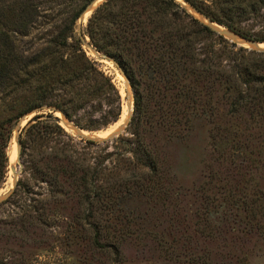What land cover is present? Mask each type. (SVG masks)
Returning a JSON list of instances; mask_svg holds the SVG:
<instances>
[{"label": "trees", "instance_id": "1", "mask_svg": "<svg viewBox=\"0 0 264 264\" xmlns=\"http://www.w3.org/2000/svg\"><path fill=\"white\" fill-rule=\"evenodd\" d=\"M94 1L0 0V190L8 179L14 130L29 114L60 111L92 132L121 118L119 89L88 57L76 33ZM184 1L211 22L264 43V0ZM82 36L117 64L132 87L133 116L126 136L113 142L125 148L103 155L108 142L77 139L51 113L40 115L20 134L30 178L20 179L0 202V244L49 245L45 237L58 227L69 247L87 243L110 264H122L124 245L133 235L123 203L134 196L171 197L155 185L164 176L158 158L162 141L180 138L197 118L208 122L215 149L231 129L240 135L264 131V52L231 42L177 0H107ZM223 116L234 122L222 121ZM122 157L123 163L114 160ZM259 192H243L234 206L242 210L238 224L262 235L264 192ZM207 209L200 215L205 222L215 217ZM227 218L221 211L216 219L228 223ZM227 227L231 231L199 232L211 239L225 235L233 252L240 229ZM184 246L176 240L165 246L166 258L177 261L183 251L191 252ZM0 251V264H9V250Z\"/></svg>", "mask_w": 264, "mask_h": 264}, {"label": "rangeland", "instance_id": "2", "mask_svg": "<svg viewBox=\"0 0 264 264\" xmlns=\"http://www.w3.org/2000/svg\"><path fill=\"white\" fill-rule=\"evenodd\" d=\"M179 1L190 13L204 22L202 16L181 0ZM91 14L80 22V19L78 20L76 33L82 38L83 48L88 57L95 61L115 82L122 95L123 115L129 102L132 108L134 93L128 79L117 64L110 58L100 61L97 52L91 46L89 37L82 36ZM33 35L37 36L35 32ZM261 46L264 47V43ZM51 111L54 110L45 109L41 111V115L51 113L54 117L58 116L59 119L56 118L59 124L63 125L64 127H62L77 139L89 138L94 141H105L106 144L108 142L109 148L103 155L117 150L122 151L125 148L122 143L113 142L120 136H126L127 122L131 117L132 110L124 123L120 124L121 126L116 122L100 131H87L93 135L78 134L75 128L77 126L72 122L75 127L69 123L67 117V120L61 118L60 111H56V114ZM30 117L23 118L14 130L8 148V179L0 190V198L7 199L15 190L13 187L16 178L12 173V168L19 170L17 164L18 142ZM222 121L230 122V124L234 122L232 118L226 116H223ZM124 125L127 126L121 131V127ZM113 128L115 129L110 132ZM117 130L121 131L119 135L103 140L109 138ZM230 132L225 134L223 141H217L215 149L208 122L197 118L192 122L189 131L181 135L180 138L169 143L165 141L160 143L158 158L164 176L155 185H158V188H161L163 192L167 191L171 197L164 200L161 199L162 196L156 195L153 199L148 196H134L123 203L122 213L130 216L133 235L124 245L122 264H196L197 262H204V264H264V233L260 235L255 232L253 227H247L241 223L239 225L242 210L236 205L234 206L235 202L237 205L240 204L237 203V198L243 192H264V131L251 130L241 135L234 133L232 129ZM106 144H103V147ZM125 158H130V155ZM114 160L123 163L124 157L114 158ZM109 161L110 159L107 160V163ZM204 173L214 175V179H211L212 181L205 179ZM29 174L27 159L24 158L19 180L29 179ZM121 174L124 173L121 172ZM227 195L230 196L224 200L223 198ZM205 198L208 200L205 201ZM208 202L212 205H207ZM207 207H209V211L215 213V217L212 219L209 217L207 219L210 221L205 222L200 215L204 214V210H208ZM221 211L227 212L228 223L225 221L220 223L219 218L216 219ZM227 224H232L235 229H240L238 238L234 240L236 250L233 252L231 239L227 237V240H224L225 235L220 238L218 234H215L218 237L211 239L204 237L199 232L205 227L207 232H210V229L216 231L217 228L220 231H231ZM64 235L63 230L56 227L49 231L45 237L49 239V245L35 247V244L32 243V245L20 247L17 244H0V249L9 250L7 256L5 255V261H8L9 264L11 262L15 264H110L105 255L89 251L86 248L87 243L69 247L70 245L68 246L64 240ZM227 236L231 235L227 234ZM175 240L181 247L185 245L184 248L186 246L191 248V252L183 251L185 255L179 260L169 261L164 252L165 246L174 244ZM207 254L208 256L205 257Z\"/></svg>", "mask_w": 264, "mask_h": 264}, {"label": "water", "instance_id": "3", "mask_svg": "<svg viewBox=\"0 0 264 264\" xmlns=\"http://www.w3.org/2000/svg\"><path fill=\"white\" fill-rule=\"evenodd\" d=\"M99 0H95L92 4H90L89 5V7L85 10V12L82 14V16H81V18H80V20H79V22L82 20V17H83V15H85L86 14V12H88L89 11V9L90 8H93L94 7V9H93V11L91 12L92 14H93V12L100 6V5H102L106 0H101V2L97 5V6H95L96 5V3L98 2ZM178 2H180L179 0H177ZM182 2H184L185 4H187L184 0H181ZM181 3V2H180ZM188 5V4H187ZM191 9H193L190 5H188ZM194 10V9H193ZM195 12H197L196 10H194ZM198 13V12H197ZM91 14V15H92ZM200 16H202L200 13H198ZM91 15H90V17H91ZM194 15V14H193ZM202 18L204 19V22L207 24V25H209L212 29H214L215 31H217L219 34H221L222 36H224L225 38H227V39H229V40H231L232 42H235V43H237V44H239L240 46H242V47H245V48H248V49H251V50H254V51H258V52H264V47H262L261 45L263 44V43H258V42H252V41H248V40H246V39H244V38H242V37H240V36H238L237 34H235V33H233L232 31H230V30H228L227 28H225V27H223V26H221V25H219V24H217V23H214V22H211L210 20H208V19H206L204 16H202ZM88 20V19H87ZM221 27V28H220ZM89 39V38H88ZM96 51V50H95ZM97 52V54H98V56H99V60L100 61H104V60H108L109 58L106 56V55H104V54H101V53H99L98 51H96ZM113 61V60H112ZM47 110H48V108H46ZM42 110H40V111H37L36 113H33V114H31V115H29V116H31L29 119H28V121H27V123H26V126L28 127V126H30V125H32L33 123H35L36 122V120L38 119V117L41 115V112ZM51 112H54L55 114H56V111H51ZM133 112H134V99H133V104H132V112H131V117L133 116ZM60 115H61V118H64V119H66L67 120V118L62 114V113H60ZM29 116H27V117H29ZM58 119H59V117L58 116H56ZM131 117L129 118V120H128V122H127V125H128V123L130 122V120H131ZM69 123H71L70 121H68ZM72 124V123H71ZM73 125V124H72ZM127 125H124L123 127H121V131H122V129H124V127H126ZM63 126V125H62ZM74 126V125H73ZM64 127V126H63ZM75 127V126H74ZM76 128V132L78 133V134H80V133H83V134H89V135H93V133H89V132H87V131H84V130H82V129H79V128H77V127H75ZM119 130H117L115 133H113L111 136H109V138H105V139H103V140H107V139H111V138H113L114 136H116V135H119V133L121 132V131H119ZM82 136H84V135H82ZM83 138H85V137H83ZM86 139V138H85ZM89 139V138H88ZM89 140H91V139H89ZM102 140V141H103ZM17 164H18V166H19V170H15L14 171V174H15V176H16V180H15V183H14V187H13V190L15 189V187L17 186V183H18V181H19V177L21 176V173H22V146H21V144L18 142V151H17ZM5 199V197H1L0 198V201H3Z\"/></svg>", "mask_w": 264, "mask_h": 264}, {"label": "bare ground", "instance_id": "4", "mask_svg": "<svg viewBox=\"0 0 264 264\" xmlns=\"http://www.w3.org/2000/svg\"><path fill=\"white\" fill-rule=\"evenodd\" d=\"M100 2H101V0H99V1L96 3L95 6H97ZM93 9H94V7H93V8H90L89 11L86 12L85 15H83L82 19H83V20L86 19V18L89 16V14L93 11ZM131 110H132V108H131V106H130V102H129L128 106L124 109V113H123V115L121 116V119L118 121L117 125H120V124H123V123H124V121L127 119L128 115L130 114ZM120 126H121V125H120ZM119 128H120V127H119ZM114 129H115V128H113L110 132H112ZM11 158H12V157H11ZM13 161H14V160H13ZM15 170H16V168H12V173H13L14 176H15V174H14V171H15ZM15 178H16V176H15Z\"/></svg>", "mask_w": 264, "mask_h": 264}]
</instances>
